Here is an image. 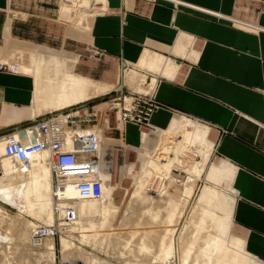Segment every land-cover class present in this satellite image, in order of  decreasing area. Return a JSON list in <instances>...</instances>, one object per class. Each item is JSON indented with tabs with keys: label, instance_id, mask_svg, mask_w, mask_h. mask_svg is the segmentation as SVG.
<instances>
[{
	"label": "crops",
	"instance_id": "1",
	"mask_svg": "<svg viewBox=\"0 0 264 264\" xmlns=\"http://www.w3.org/2000/svg\"><path fill=\"white\" fill-rule=\"evenodd\" d=\"M62 6L63 0H0V61L17 63L14 56L24 52L23 62L29 64L30 53L37 52L65 59L69 70L81 77L115 86L122 71L137 68L146 54L164 57L153 72H159L154 88L160 107L151 117L161 137L153 144L144 133L139 158L159 147L175 119L185 117L208 127L218 166L225 163L232 171L227 184L234 195L230 233L264 264V0H105L88 30L61 20ZM35 88L30 72L0 70V139L54 106L42 103L38 108ZM97 97L80 102L86 109L102 106L94 104ZM107 116L112 128L104 133L108 142L102 144V171L110 177L114 205L122 209L132 202L136 188L113 185V167L120 155L127 158L141 145V128L132 123L121 127L114 111ZM135 166L131 163L129 170ZM122 217L116 216L113 225L120 221L114 227L121 226ZM233 225L242 236L232 233ZM121 232H113L95 249L102 244L120 261L124 250H132L126 247L132 239L136 246L129 244L140 252L139 237ZM92 251L80 252L82 264L87 257L103 258Z\"/></svg>",
	"mask_w": 264,
	"mask_h": 264
},
{
	"label": "bare ground",
	"instance_id": "2",
	"mask_svg": "<svg viewBox=\"0 0 264 264\" xmlns=\"http://www.w3.org/2000/svg\"><path fill=\"white\" fill-rule=\"evenodd\" d=\"M71 1L72 3L70 6H68L67 3H63L65 8L63 5L61 13L64 18H62L83 30L90 29L94 16L100 9H103L102 6L103 3H105V0ZM98 4H101V6H97ZM75 7L78 8L77 10H79V12L71 14L72 9ZM15 53L16 52L13 54ZM15 55H17V53ZM10 56L13 57V55ZM23 56L25 57L26 55ZM29 57V64H23V69H21L20 66L19 70H21V72L25 70L26 72H30V75L34 76L36 85L35 96L38 108H40L42 103H46L59 106V108L61 107L62 109L65 108L62 107L64 105L103 95L106 93V88L111 87L73 73L69 70L67 63L64 62L65 59L63 61L58 57L46 56L37 52L30 53ZM163 60L164 57L146 54L139 62L137 68L155 72ZM138 74L140 73L138 72L137 75ZM141 75L145 78L143 74ZM127 76L129 77L128 82H132L133 79L136 78L135 75L132 76L127 74ZM155 82L156 79H154V85L151 89H154ZM207 133L208 127L185 117L183 119H175L172 122L170 128L163 136V140L161 141L162 144L160 143L161 145L158 148L146 152V160L141 175L137 180L136 191L132 197V202L128 205L121 219V226L119 228L112 226V222L116 218V213L118 212L117 206L112 204L113 186L111 185L110 177L101 170V174L107 179L104 188L108 196L103 200H83L77 198L74 203L78 212L77 222L61 230V260L65 254H67L68 257L72 253V249L75 245L73 242L74 233L75 237L82 239L83 242L89 241L92 243L94 237H99L98 234L100 231L110 229L108 231L117 234L120 233L123 228L131 227L130 233L133 235L132 237H139V244L137 245L138 250H141L142 253H147L151 257L152 264H263L245 250L242 241L235 239L231 235L233 198H229L222 194L216 188H204L199 196L197 206L191 208L190 219H187L185 224L179 227L181 219L183 217L185 218L188 198L193 194V180L187 181L186 189L183 194L184 197L182 198L185 202L180 203L169 197L168 206L164 212L165 214L162 209H154L150 206L154 205L156 201L154 204L151 202L150 205L148 204L150 207L147 206V209L144 211V214L149 216V224L144 223L145 219H137L139 221L135 220L136 223L132 220L133 215L136 217L135 210L137 202L139 201L138 199L145 196L146 194L144 193L148 192L145 190L146 186L144 187V185L145 183L148 184L150 181L147 183L146 178L148 179L152 174L154 176V173L160 175L162 178L169 179L174 168L183 166L191 173L201 176L203 172L206 171V167L209 166L206 171L207 175L216 185L224 180L230 184L232 171L227 164L224 163L222 166H218L209 162L210 166L209 163H207L208 159L211 157V150L213 149V144L209 142L206 137ZM4 145L5 143L0 139L1 202L10 205H18L15 202L18 203V201H21V204L25 208L24 211L36 216L43 224L53 225V223L56 224L57 221H62L65 211L64 204L56 200L54 186L55 177L48 161L47 154L43 152L37 153L32 159L31 166L23 169L15 165L5 156ZM192 149L197 151V154H195V150L193 152V154L197 156L196 160L193 159L192 161L185 162L187 153H191ZM24 179L27 180L22 184ZM150 179L151 178L148 180ZM143 189L145 192H143ZM160 193L161 195H166V190L163 189ZM160 193L158 195H160ZM67 194L71 197H75L76 192L73 187H70ZM150 198V201L152 200L154 202V196ZM142 199H140V202ZM146 199L147 198L144 197L143 200L148 202L149 199H147V201ZM1 202L0 238L5 236L1 234L3 228H6L9 233L17 231L20 245H24L25 247L26 245H31L34 249L39 250L35 252L33 249V258L32 261L30 260V264H44L45 262H48V264H57V248L54 238L47 237L41 247H35L33 245V232L37 224L32 222L24 224L23 222V226L22 224L20 225L18 221L10 219L5 215L9 213V210H7L5 205L1 204ZM96 216L100 217L98 222L90 220ZM159 223L161 224V230L157 229V231H161V235L159 233L158 243L156 245L155 228ZM32 225L30 240L28 241L26 238V231ZM189 230H191V233H189ZM9 233L6 234L7 240L13 241L14 239L10 237ZM98 243H101V241L99 240ZM98 243H96V247ZM127 243L126 247L133 250L129 243L132 244L135 243V241L129 239ZM101 246L104 247L100 244V248ZM76 247L78 248L79 246L76 245ZM93 247H95V245H93ZM178 250L181 251L180 260L176 257ZM139 254L140 252L135 250L134 258L127 261V263L140 264L137 258ZM6 256H8V258L12 257V252H6ZM94 260L95 263L93 262V264H109L104 258ZM177 261L179 263H177ZM11 262L13 263L15 261ZM11 262L6 264H11ZM64 262H67V260Z\"/></svg>",
	"mask_w": 264,
	"mask_h": 264
},
{
	"label": "built area",
	"instance_id": "3",
	"mask_svg": "<svg viewBox=\"0 0 264 264\" xmlns=\"http://www.w3.org/2000/svg\"><path fill=\"white\" fill-rule=\"evenodd\" d=\"M0 70L20 72L18 64L5 61H0ZM98 98H106L99 103L104 107L86 109L84 102L75 103L46 113L29 126L1 138L5 156L23 169L31 166L37 153L47 154L55 177L56 200L64 204L62 221L53 225L41 223L34 228L35 247H41L47 237L60 238L62 229L77 222L74 205L77 198L103 200L108 196L104 188L107 179L100 172L104 168L101 156L104 133L112 128L107 113L114 111L121 127L132 123L141 129L155 130L151 117L160 107L155 88L151 92H136L118 85ZM70 187L74 188L75 197L67 194Z\"/></svg>",
	"mask_w": 264,
	"mask_h": 264
},
{
	"label": "rangeland",
	"instance_id": "4",
	"mask_svg": "<svg viewBox=\"0 0 264 264\" xmlns=\"http://www.w3.org/2000/svg\"><path fill=\"white\" fill-rule=\"evenodd\" d=\"M63 3H67L68 6L71 5L72 1L71 0H63ZM64 5V4H63ZM97 6H101V4H98ZM64 8H65V5H64ZM78 8H73L72 9V13L71 14H76L77 12H79V10H77ZM101 11V9L99 10ZM63 17V16H62ZM61 17L60 15V19L63 20V18ZM71 25L74 26V24L70 23ZM24 54L21 53V55H17V56H14V61L17 62L19 64V68L21 66V69L23 64H24V60L26 57L23 56ZM19 56V57H18ZM18 59V60H17ZM25 71V70H23ZM21 72V70H20ZM135 72H139L140 74L137 75V73ZM145 74V78L141 75V74ZM127 74H130L132 76H136L135 79H133V81H129L128 82V76ZM156 74V75H155ZM158 75H159V72H156V73H153V72H143V70H140L139 68H132L131 70H128V69H124L122 71V76L120 78V83L119 85H122L124 86V88L127 90H134L136 92H151L153 91L154 89H151V87L154 85L153 81L154 79H157L158 78ZM140 77V78H139ZM138 82H137V81ZM144 80V81H143ZM135 81V83H134ZM156 86V85H155ZM113 88V89H112ZM118 88V85H115V86H111V87H107L106 88V93L105 94H108L109 92L115 90ZM103 94V95H105ZM116 93H114V96L116 97L117 95H115ZM102 96V95H100ZM103 98V97H102ZM106 99V98H105ZM105 99H101V98H98L97 100H95V103L94 104H98V103H101V102H104ZM100 107H104V105L100 106ZM57 108L54 107V106H51V107H48V108H45L44 110H42L39 114L42 115L43 113H46V112H50L52 110H56ZM61 109V108H59ZM184 117L180 118V119H183ZM194 122H198L196 120H193ZM200 123V122H199ZM140 129V128H139ZM144 133H148L150 135V137H152V143L153 144H157V141L159 139L158 136H160V133L159 132H155V131H149V130H145V129H141L140 132H139V135H140V141H141V145H139L136 150L134 151H131V152H128V157L125 158L124 155H120V160L118 162V165H115L113 167V171H114V174H113V178H112V184L113 185H116L117 187H124V188H130V189H134V187L136 188L137 186V180L139 178V176L141 175V172L143 170V166H144V163H145V160H146V152L148 150H145L144 152L140 153V158H139V148H142V145H143V134ZM131 134H135L134 132L131 131ZM165 134V133H164ZM208 135V133H207ZM179 136V134H178ZM161 137V136H160ZM207 139H208V136H206ZM106 136L104 137L103 139V144H105L106 142H108V140H106ZM163 140V139H162ZM211 142V141H210ZM162 144V143H161ZM160 144V145H161ZM213 144V143H212ZM159 145V146H160ZM103 147V145H102ZM195 149H192V152L191 153H187V158L185 159L187 161H192L193 159L196 160L197 156H195L193 154ZM197 151L195 150V154ZM193 154V155H192ZM101 155H102V151H101ZM126 159V162H124ZM211 163V164H215V165H218L220 164V160L215 156L214 154V146H213V149L211 150V157L210 159H208V162L207 163ZM131 163H136V166L131 170H129L130 168V164ZM209 163V165H210ZM107 164H108V161H107ZM211 166V165H210ZM206 171L208 170L209 166L206 167ZM187 168L183 167V166H178L176 168H174L171 172V177L168 179V178H162L160 175L154 173V176L153 174L150 175L151 177H148L151 178L150 180H147V183L148 181H150L148 184L145 183L144 188L146 191V194L145 196L141 197L140 199H144V197H146L148 200V202L150 201V197L153 198L154 196V202L151 200L149 203L148 202H145V200H141L140 202V199H138L139 201L137 202V207H136V210H135V216L134 215L132 216V220L135 221L137 219H145V221H148L149 220V216L145 215L144 214V211L147 209V206H149L151 204V202L154 204L155 201L156 203L155 204H160V205H150L152 208L154 209H162L163 210V213L166 211V207L168 206V199L169 197H172L175 201L177 202H180V203H183L185 202V200H182V198L184 197L183 194L185 192V189H186V184H187V181L189 180H193L192 182L194 183V190H193V194L191 197L188 198V202H187V205H186V213H185V218L183 217L179 223V227H181L182 225L185 224L186 220L187 219H190V211H191V208L194 207V206H197V203L199 202V196L201 195L202 191L204 190V188L206 187H212V188H216L218 189L219 192H221L222 194L228 196L229 198H232L234 195L232 193V190L229 186H227V182L225 181H221L218 185H216L210 178L209 176L207 175V172L204 171L203 174L201 176H197L196 174L194 173H191L189 170H186ZM1 171V169H0ZM1 176V174H0ZM159 176V177H158ZM153 178V179H152ZM27 179H24L23 183L24 184L26 182ZM145 180V182H146ZM21 187V186H20ZM165 187V188H164ZM143 189V192H145ZM167 190V195H161L160 191L161 190ZM195 191V193H194ZM160 193V195H158ZM120 194H124V192H122L120 190ZM150 195V196H149ZM159 196V197H158ZM146 199V201H147ZM162 199V201H161ZM132 200V198H131ZM130 200V201H131ZM159 200V201H158ZM158 201V202H157ZM0 202H1V199H0ZM114 202L118 205H120V201H119V198H115L114 199ZM145 202V203H144ZM16 204L18 205H10V204H5L4 202H1V204L5 205V207L7 208V210H9V213L5 214L7 217H9L10 219H14L16 221L19 222V224L23 225L26 223V224H29L27 222H32L34 224H41V220L38 219L36 216L30 214V213H27L26 211H24V206L21 204L22 202L21 201H18L15 202ZM130 203V202H129ZM128 203V205H129ZM57 204V203H56ZM112 204L114 205L113 201H112ZM149 204V205H148ZM127 205V206H128ZM149 206V207H150ZM126 209L127 207H123L122 209L121 208H118V212L116 213L117 215H119L120 217H122L124 215V213L126 212ZM22 210V211H21ZM25 213V214H24ZM165 214V213H164ZM24 217V218H23ZM21 219H22V222H21ZM26 220V221H25ZM90 220H92L93 222H98L100 220V217L99 216H96L94 218H91ZM119 221L120 219L115 222V226L119 225ZM139 221V220H137ZM24 222V224H23ZM58 222V221H57ZM57 224V223H56ZM114 225H112L114 227ZM27 226V225H25ZM161 224H157L156 226V234L158 235V230H161L160 227ZM33 225L30 226L27 231H26V238L27 240L29 241L30 239V235H31V229H32ZM25 229V227H24ZM180 229V228H179ZM191 229V228H190ZM77 230V229H76ZM110 229H107L106 231H100V233L98 234L99 237H94V239H92V243L91 242H83L82 239H78L77 237H75V233L73 235V242H74V248L72 249V253L67 257V254L64 255V257L60 258V254L62 253L60 251L61 249V246H60V238H57L56 240L54 239L55 241V244H56V248H57V264H82V259L80 260V255H79V252L83 250L84 253H87V252H90L92 250L93 253H101V254H98L99 256L105 258V259H108L110 260L113 264H123L124 262H122L123 260L127 261V260H132L134 258V252L135 250H124V252H127V254H125L124 256H127L126 259H121L123 258L124 256H120L118 258H120L118 261V259H115V258H112L110 257L109 255V252H111L110 250L107 251L104 247L101 246V248L99 250L95 249L96 248V243H98V241L100 240L101 242H103L104 244L107 243V239L108 237H112L114 236L113 235V232L112 231H108ZM8 230L6 228H3L2 230V235H5L3 237L0 238V264H6L8 262H11V261H15V262H11V264H30V260L32 261V258H33V249L34 247L33 246H27L26 247L24 245H20L19 243V240H18V232L14 231V232H7ZM130 232V230H124L121 232V235H124V237H126L128 235V233ZM7 233L10 234V237L12 239H14L13 241H9L7 240ZM189 233H191V230H189ZM232 233L237 235V236H242L239 229L233 225L232 227ZM13 236H12V235ZM61 237V236H60ZM158 238V237H156ZM158 243V240L157 242H155V244L157 245ZM76 245H78L79 247L77 248ZM93 245H95V247H93ZM9 246V247H8ZM134 246H136V243H134ZM8 247V249H7ZM135 249V247H134ZM32 251V252H31ZM35 252L39 251V250H36L34 249ZM137 251V250H136ZM140 251V254L139 256L137 257L139 260V263L140 264H152L151 263V257L146 253H142L141 250ZM6 252H12V257L8 258V256H6ZM98 252V253H97ZM111 254V253H110ZM133 254V255H132ZM178 254L180 255V251L177 253V257H178ZM112 256V254H111ZM179 258V257H178ZM97 259V258H96ZM67 262H64L66 261ZM75 260H78L75 261ZM115 260H117L118 262H116ZM62 261V262H60ZM93 262L95 263V260L94 259H91L89 257L86 258V264H93ZM44 264H48V262H45ZM85 264V263H83ZM128 264V263H126Z\"/></svg>",
	"mask_w": 264,
	"mask_h": 264
}]
</instances>
